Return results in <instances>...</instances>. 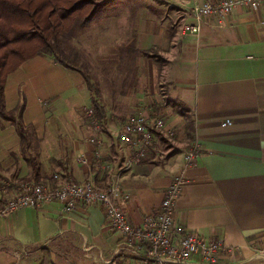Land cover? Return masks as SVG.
<instances>
[{
  "label": "crops",
  "instance_id": "1",
  "mask_svg": "<svg viewBox=\"0 0 264 264\" xmlns=\"http://www.w3.org/2000/svg\"><path fill=\"white\" fill-rule=\"evenodd\" d=\"M159 1L166 10L182 9V14L169 15L182 16V21L170 20L149 33L141 30V16L132 8L127 21L135 31L128 44L133 53H147L124 57H132L131 67L137 69L138 79L149 82L148 92L166 86L172 117L163 119L175 135L156 131L146 157L127 166L129 149L118 131L123 118L135 112L153 116L148 109L138 110L150 108L143 94L146 87L140 92L136 86H129L125 94L118 91L112 108L104 106L117 118H106L100 142L90 144L79 123L46 117V109L52 112L58 101L74 94L82 83L80 73L49 55H35L5 82L7 109L23 99L22 122L30 138L22 143L14 124L0 118V202L14 193L17 180L33 177L29 158H34L44 182L52 183L54 174L77 182L90 180L102 188L116 180L128 194L122 202L125 216L136 226L158 209L167 186L180 174L184 183L174 204V223L233 248L214 264H264V0L257 7L237 5L229 14L204 18L197 35L181 30L192 0ZM57 74L71 81L58 87ZM37 106L43 108L38 118L31 115ZM225 119L231 124L223 125ZM194 144L199 153L185 164L184 155ZM82 152L86 164L78 161ZM107 261L147 264L150 258L109 228L100 204L79 202L65 212L60 202L52 201L19 208L0 219V264ZM162 264L202 263L192 256Z\"/></svg>",
  "mask_w": 264,
  "mask_h": 264
},
{
  "label": "built area",
  "instance_id": "2",
  "mask_svg": "<svg viewBox=\"0 0 264 264\" xmlns=\"http://www.w3.org/2000/svg\"><path fill=\"white\" fill-rule=\"evenodd\" d=\"M262 1L192 0V4L185 10L181 30L197 35L204 18L229 14L237 5L257 7ZM86 114L93 129V133L87 137V142L97 144L100 142L101 125L95 117L93 108H88ZM222 124L229 125L231 121L225 119ZM156 131H165L168 137L174 135V130L167 128L162 117L151 116L143 111L131 114L122 123L118 138L129 149L127 166L137 164L146 157ZM198 153V145L191 146L184 155L185 164L191 163ZM77 158L80 163H87L85 153L78 154ZM52 178V183L41 180L18 182L14 193L0 202V219L19 208H37L52 201L60 202L61 209L65 212L75 209L79 202L97 203L103 207L111 230L120 232L126 242L137 251L145 250L147 257L150 258L147 264H162L165 261L185 262L192 256H198L202 264H214L219 261L222 253L233 250L220 239H206L174 223V204L184 183V178L180 174L167 186L158 209L145 215L136 226L125 216L122 202L128 194L121 190L116 180L102 188L90 180L77 182L60 174H54ZM106 264L111 263L107 261Z\"/></svg>",
  "mask_w": 264,
  "mask_h": 264
},
{
  "label": "rangeland",
  "instance_id": "3",
  "mask_svg": "<svg viewBox=\"0 0 264 264\" xmlns=\"http://www.w3.org/2000/svg\"><path fill=\"white\" fill-rule=\"evenodd\" d=\"M165 7L166 5H163L159 0H110L100 6L101 13L88 25L72 29L70 35L64 33L58 44L62 56L74 66L79 67L93 87H88L84 77L80 74L82 83L74 91V94L66 98L65 102L58 101L59 103L53 107L52 112H48L46 109V117L71 119L80 124V132L86 130L85 133L90 135L92 126L86 114L87 109L93 108L95 117L103 130L106 118L111 119V115L117 118L114 110L108 109V113H106L104 106L112 108L115 98L119 97L118 91L122 89V93L125 94L129 86H136L139 92L140 89H143L142 87H146L143 94L147 99L149 98L148 103L150 104L147 107L150 106V108L144 106L139 107L138 110L148 109L147 111H150L153 116L162 117L165 120L170 115L172 117L170 107L167 105L172 106L173 102L166 93V86L159 85L155 90L148 92L149 82L144 83L143 78L138 79L137 69L134 70L131 67L134 64L132 57L135 59L144 55L140 51L133 53L130 50L132 45L128 44L130 34L135 31L130 28L127 21L132 8H137L136 13L141 16V30L151 33L154 31V27H160L163 23L171 20L172 23L177 24L181 20L182 16L175 19H170V17H174L173 14H182V9L175 7L176 10L172 11L174 7H169L167 10ZM150 51L152 54L157 52L156 49H150ZM104 56L105 59H102ZM124 56L132 57L125 59ZM69 81H71L70 77L57 74L58 87H62ZM113 90L116 94L113 93ZM22 101L23 99L20 100V102ZM46 103L48 104V102ZM42 110V107L37 106L33 108L31 115L38 118L41 116ZM125 120L126 118H123L122 121L125 122ZM16 168L20 167L16 165Z\"/></svg>",
  "mask_w": 264,
  "mask_h": 264
},
{
  "label": "trees",
  "instance_id": "4",
  "mask_svg": "<svg viewBox=\"0 0 264 264\" xmlns=\"http://www.w3.org/2000/svg\"><path fill=\"white\" fill-rule=\"evenodd\" d=\"M108 1L0 0V118L14 124L22 143L30 138L22 122L24 102L7 109L4 91L7 75L26 59L50 55L64 67L80 72L88 87H93L85 73L62 56L58 44L64 33L70 35L72 29L96 19L101 13L100 6ZM29 162L33 177L21 178L18 182L39 180L36 160L29 158Z\"/></svg>",
  "mask_w": 264,
  "mask_h": 264
}]
</instances>
